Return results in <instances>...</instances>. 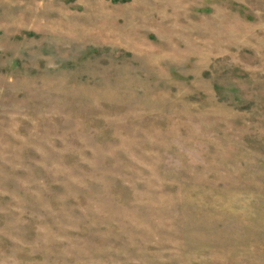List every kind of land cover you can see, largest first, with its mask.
Wrapping results in <instances>:
<instances>
[{"label": "rangeland", "instance_id": "obj_1", "mask_svg": "<svg viewBox=\"0 0 264 264\" xmlns=\"http://www.w3.org/2000/svg\"><path fill=\"white\" fill-rule=\"evenodd\" d=\"M0 264H264V0H0Z\"/></svg>", "mask_w": 264, "mask_h": 264}]
</instances>
